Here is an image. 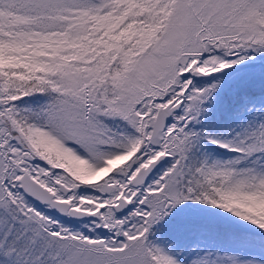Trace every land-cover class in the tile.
<instances>
[{"label": "snow or ice", "instance_id": "1", "mask_svg": "<svg viewBox=\"0 0 264 264\" xmlns=\"http://www.w3.org/2000/svg\"><path fill=\"white\" fill-rule=\"evenodd\" d=\"M0 264H264V0H0Z\"/></svg>", "mask_w": 264, "mask_h": 264}]
</instances>
